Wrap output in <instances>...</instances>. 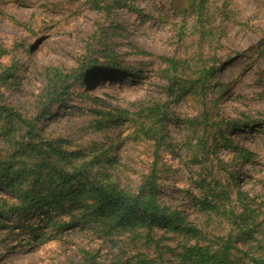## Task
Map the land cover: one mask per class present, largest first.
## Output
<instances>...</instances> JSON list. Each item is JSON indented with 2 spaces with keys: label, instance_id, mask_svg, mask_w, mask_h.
Segmentation results:
<instances>
[{
  "label": "rangeland",
  "instance_id": "rangeland-1",
  "mask_svg": "<svg viewBox=\"0 0 264 264\" xmlns=\"http://www.w3.org/2000/svg\"><path fill=\"white\" fill-rule=\"evenodd\" d=\"M106 4L99 9L93 0H0V43L8 49L1 62L16 64L17 84L5 91L8 102L28 109L47 84V66L71 68L87 48L94 54L107 48L120 65L93 74L86 86L77 83L67 104L53 107V115L42 121L48 132L68 139L72 149L93 142L107 148V156L115 158L108 173L131 188H137L140 174L148 173L156 161L160 202L215 233L226 232L227 224L210 217L197 199L208 183L220 181L232 199L239 186L254 200L264 238V0H204L202 11L190 0ZM164 56L175 58L178 67ZM202 71L209 74L205 94L190 87L200 82ZM170 76L176 78L170 81ZM86 92L131 111L133 102L167 101L171 114L160 157L155 159L154 141L131 134L128 121L95 131L93 109L98 102ZM205 106L223 118L225 141L216 126L205 130L192 122ZM201 137L207 139L204 148ZM239 148L253 155L244 158ZM27 219L34 232L0 226V264H82L84 250L92 264H133L141 245L124 235L112 241L82 219L71 222L67 213L53 214L52 221L68 222L62 226L53 227L44 212L30 213ZM162 236L163 243L172 246L180 240L172 233ZM158 251L146 250L157 258ZM155 264L183 263L165 252Z\"/></svg>",
  "mask_w": 264,
  "mask_h": 264
},
{
  "label": "trees",
  "instance_id": "trees-1",
  "mask_svg": "<svg viewBox=\"0 0 264 264\" xmlns=\"http://www.w3.org/2000/svg\"><path fill=\"white\" fill-rule=\"evenodd\" d=\"M190 1L196 10H203L204 0ZM93 3L99 9L107 5L106 0H93ZM87 50L76 66H47L45 88L28 109L20 110L5 97V91L17 84L16 64H2L1 57L8 49L0 43V226L27 227L34 232L33 224H26L30 213H47L48 223L50 221L53 227L68 223L52 221L53 214L67 213L71 222L82 219L112 241L124 235L134 245L140 243L133 255V264H155L165 252H170L183 264H237L238 261L264 264V238L258 209L253 198L239 186L232 199L230 190L220 181L214 185L208 183L204 195L197 199L210 217L215 215L227 224L226 232L215 233L189 221L181 210L160 202L156 161L149 165L148 173L140 174L141 183L137 188H131L108 173L110 167H115V158L107 156V148L93 142L90 147L72 149L67 145L68 139L48 132L42 121L53 115V107L67 104L71 89L77 83L86 86L93 74L112 71L120 65L116 54L107 48H99L97 54L90 47ZM102 56H106L105 62ZM163 59L174 69L179 65L173 57ZM174 77L170 76V81ZM208 78V71H202L197 79L200 82H191L190 87L205 94ZM89 95L87 97L98 102L93 109L95 131H104L120 120L128 121L131 134L154 141L155 159L160 157L159 150L167 143L166 122L171 114L167 101L133 102L131 111ZM210 113L205 106L203 114L191 120L202 124L205 130L216 126L225 141L227 137L221 127L223 118ZM203 137L200 142L204 148L207 139ZM239 152L244 158L253 155L245 148H239ZM204 185L202 182V188ZM164 233H172L180 240L175 246L163 243ZM151 249L159 250L158 258L146 252ZM91 260L90 253L84 250L82 264H92Z\"/></svg>",
  "mask_w": 264,
  "mask_h": 264
},
{
  "label": "bare ground",
  "instance_id": "bare-ground-1",
  "mask_svg": "<svg viewBox=\"0 0 264 264\" xmlns=\"http://www.w3.org/2000/svg\"><path fill=\"white\" fill-rule=\"evenodd\" d=\"M235 66V65H234Z\"/></svg>",
  "mask_w": 264,
  "mask_h": 264
}]
</instances>
